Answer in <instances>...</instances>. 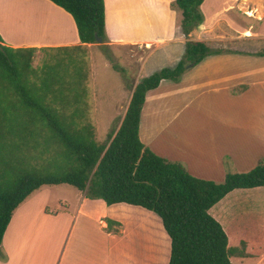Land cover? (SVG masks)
Masks as SVG:
<instances>
[{"label":"trees","instance_id":"1","mask_svg":"<svg viewBox=\"0 0 264 264\" xmlns=\"http://www.w3.org/2000/svg\"><path fill=\"white\" fill-rule=\"evenodd\" d=\"M50 1L71 14L81 42L57 50H82V44L99 42L107 46L105 0ZM203 2L175 0L188 38L185 53L175 67L134 86L122 121L106 143L97 141L86 119L81 69L74 68L67 80L69 67L61 61L34 67L38 48L5 45L0 35V83L11 97L0 100V254L15 210L45 185L69 184L107 205L127 203L156 213L170 238L168 264H234L235 258L264 264V232L249 230L256 223L252 216L240 222L242 215L233 214L221 223L210 213L231 192L264 186V160L247 172L227 173L217 183L158 155L139 135L146 93L164 79L179 81L189 68L220 52L189 38L204 22ZM115 222L108 218V228Z\"/></svg>","mask_w":264,"mask_h":264},{"label":"crops","instance_id":"2","mask_svg":"<svg viewBox=\"0 0 264 264\" xmlns=\"http://www.w3.org/2000/svg\"><path fill=\"white\" fill-rule=\"evenodd\" d=\"M173 1L169 0L168 6ZM1 2L5 5L4 9L1 7L4 13L0 14L3 44L38 50L81 45L73 17L52 1ZM250 2L256 4L252 10L248 8ZM205 4L204 0L201 9L205 20L189 38L204 41L220 52L206 56L189 68L179 81L164 79L146 93L139 135L147 147L181 163L192 175L221 183L229 171L246 172L264 160V55L259 54L264 52L261 48V44L264 45V24L261 25L264 0L262 6L256 0H239L238 8L248 14L247 25L227 21L223 26L221 18L210 23ZM196 32L197 37H193ZM187 40L183 35L174 39L109 38L106 43L120 47L141 44L149 48L151 54L163 44H181ZM180 55V52L171 53L175 61ZM146 60L147 55L139 60L140 73ZM140 73L135 85L143 79ZM81 192L79 190L77 195V210L70 213L66 207L59 216L46 211L47 202L43 199L47 198L31 194L15 210L7 227L2 242L7 258L0 257V264H56L59 254L58 264H157L150 250V254L141 256L139 251L138 254L133 249L131 252L130 245L127 248L128 232L120 235L108 228V218L125 220L115 213L121 217L128 211L126 208L142 210V207L116 203L108 205L109 217L97 216L90 206L101 204ZM37 237L51 240L48 244L44 242L40 262L34 258ZM29 245H32L31 250ZM162 246L157 242L156 251L162 252Z\"/></svg>","mask_w":264,"mask_h":264},{"label":"rangeland","instance_id":"3","mask_svg":"<svg viewBox=\"0 0 264 264\" xmlns=\"http://www.w3.org/2000/svg\"><path fill=\"white\" fill-rule=\"evenodd\" d=\"M1 1L0 14H3L2 8L4 9L5 5ZM106 1L109 12L106 36H111H107V39H174L184 35L182 29V10L175 5V0L169 6V0ZM205 2L204 9L208 16V22L212 23L214 20L221 18L223 26L227 21L238 25L249 24L248 17L246 16L248 15L247 12H242V9L238 8L239 0H205ZM256 3L262 6L263 0H256ZM252 6H256V4L250 2L248 8L252 10ZM253 25L256 26V24ZM13 28L15 30V26ZM179 32L181 35H179ZM193 37H197V32L194 33ZM102 44L99 42L92 46H85L82 50L61 51L57 49H40L35 53L33 66L40 68L44 62L53 63L61 61L64 65H67V68L69 67V71L71 72H69V77L66 76L67 80L72 79V75L75 74L74 68L81 69L84 73L83 87L85 88L84 97L82 98L87 103L86 119L94 125L97 141L106 143L109 140L111 132L119 127L125 114L137 76L140 73V58L147 55L145 67L140 73L141 77L144 78L162 68L174 67L183 57L186 43L169 42L163 44L161 48L155 49L151 54H149V48L141 44H132L126 47L110 46L106 42L104 44L107 46H102ZM153 46L155 48V45ZM261 48H264V45L261 44ZM177 52H180L181 55L180 59L175 61L172 59L171 53L177 54ZM167 64L172 65L169 66ZM68 94L69 98L73 96L71 92ZM9 98L11 97H9L7 90H4L0 83V100L6 101ZM12 140L15 142V134L12 135ZM1 152L0 149V160L2 158ZM13 155L15 159V146L13 148ZM228 173H235V171L232 170ZM78 193L79 190L69 184L45 185L32 193V197L36 196L39 198L43 196L47 198L43 199L47 202L46 211L59 216L64 212L66 207H68L70 213L77 210L79 206ZM85 193L86 191L81 192V194ZM93 201L101 205L95 207L92 203L90 206L91 212L97 216L109 217L107 213L108 205L102 199H93ZM114 209L118 210V207ZM126 209L128 211L123 212L121 217L115 213L116 217L125 220L123 222L115 220L116 222L109 230L120 235H125V232H128L126 245L127 248L130 245L131 252L132 249L137 254L139 251L140 255L152 252V256L154 255L153 259L156 260L157 264H168L170 238L162 226L159 216L153 211L143 208H141L142 210ZM210 213L219 219L221 223L232 219L233 214L242 215L240 222L252 216L256 220V223L249 230L255 233L264 232V186L235 190L212 207ZM260 238H262V235ZM262 240L264 241V239ZM34 242V258L40 262L44 242L48 244L51 240L50 238L41 239L37 237ZM64 242L65 240H63L61 246L64 245ZM157 242L162 243V252L161 250L156 251ZM40 245H42L41 249ZM29 246L31 250L32 245ZM3 247L2 243L0 257L5 259L7 258V252ZM19 252L26 255L24 251L19 250ZM59 255L56 264L60 260ZM41 264L45 263L41 262ZM234 264H261V262L258 259L235 258Z\"/></svg>","mask_w":264,"mask_h":264}]
</instances>
